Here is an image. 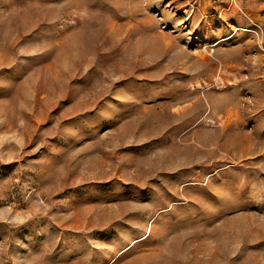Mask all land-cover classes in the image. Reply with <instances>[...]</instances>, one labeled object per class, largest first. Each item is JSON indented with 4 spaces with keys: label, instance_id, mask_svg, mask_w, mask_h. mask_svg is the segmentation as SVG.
<instances>
[{
    "label": "rangeland",
    "instance_id": "374dc122",
    "mask_svg": "<svg viewBox=\"0 0 264 264\" xmlns=\"http://www.w3.org/2000/svg\"><path fill=\"white\" fill-rule=\"evenodd\" d=\"M0 264H264V0H0Z\"/></svg>",
    "mask_w": 264,
    "mask_h": 264
}]
</instances>
